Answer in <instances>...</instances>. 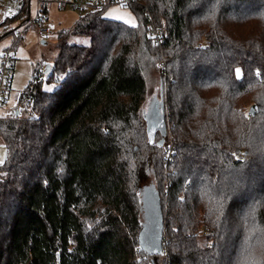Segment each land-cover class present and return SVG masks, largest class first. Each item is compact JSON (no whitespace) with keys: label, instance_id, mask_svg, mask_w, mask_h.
<instances>
[{"label":"trees","instance_id":"trees-1","mask_svg":"<svg viewBox=\"0 0 264 264\" xmlns=\"http://www.w3.org/2000/svg\"><path fill=\"white\" fill-rule=\"evenodd\" d=\"M119 4L136 26L81 11L58 33L50 70L33 69L18 113H0V264H264V0ZM28 16L23 0L0 32ZM142 211L160 224V254L141 243Z\"/></svg>","mask_w":264,"mask_h":264},{"label":"rangeland","instance_id":"rangeland-1","mask_svg":"<svg viewBox=\"0 0 264 264\" xmlns=\"http://www.w3.org/2000/svg\"><path fill=\"white\" fill-rule=\"evenodd\" d=\"M47 13L46 20L37 23V4L38 0H28L29 16L27 22L21 26L18 22L11 24L13 31L4 34L0 32V56L7 53L13 57L14 65L12 70L11 87L8 94L6 108L16 106L17 95L25 88L28 81L32 77L33 69L39 66L43 72L46 65H51L57 56L56 41L60 31L67 30L78 18L80 12L71 9L58 10L54 0H46ZM42 3V1H41ZM7 5V4H5ZM5 5L0 4V22L5 18H10L5 10ZM102 16L108 20H114L124 23L127 26L134 27L137 25V20L131 11L119 3H108V0H101ZM14 16V15H13ZM2 19V21H1ZM40 25L46 32L40 30ZM70 44L88 45L89 38L87 36H72L69 39ZM147 97L143 105V114L147 121L148 129L156 128L161 122L160 105L158 102L159 94V76L157 69H147L145 71ZM43 88L51 91L54 88L53 84H43ZM17 108V106H16ZM5 158V148L3 141L0 139V164ZM153 178L147 175L143 179L140 197L143 205V210L152 204L155 194L152 190ZM149 189V190H148ZM151 211V210H149ZM140 221L145 223L144 213L140 216Z\"/></svg>","mask_w":264,"mask_h":264},{"label":"built area","instance_id":"built-area-1","mask_svg":"<svg viewBox=\"0 0 264 264\" xmlns=\"http://www.w3.org/2000/svg\"><path fill=\"white\" fill-rule=\"evenodd\" d=\"M54 1L57 5L58 10L61 11L65 9H71L74 11L81 12L89 8L100 9L103 6L101 5V0H54ZM22 2L23 0H18L13 7V11L7 14L12 16L15 15L18 12V10L21 8ZM116 2L124 3L125 0H116ZM0 4L5 5L6 3H4L3 0H0ZM40 4H41V0H38L37 13L39 11ZM5 7L7 10L8 5H5ZM44 20H46L45 15L42 13H38L35 21L37 23H41ZM39 28L43 33L46 32V30L43 29L41 25ZM147 35L154 44H159L163 37L162 31L160 29H155L153 27L148 29ZM13 65H14L13 57L8 55L7 53L2 54L0 56V113L2 114L3 117H11L12 115H15L17 112L16 106L6 108L8 94L11 87Z\"/></svg>","mask_w":264,"mask_h":264},{"label":"water","instance_id":"water-1","mask_svg":"<svg viewBox=\"0 0 264 264\" xmlns=\"http://www.w3.org/2000/svg\"><path fill=\"white\" fill-rule=\"evenodd\" d=\"M50 70V65H46L44 73L46 74ZM253 112V107H250V113ZM18 112H16L17 114ZM157 128V127H156ZM156 128L150 129L151 132ZM154 212L151 210V213ZM146 229H144L141 235V243L146 244L151 254H160L162 251V243L160 240L161 229L160 224L155 220L154 214L145 219Z\"/></svg>","mask_w":264,"mask_h":264},{"label":"bare ground","instance_id":"bare-ground-1","mask_svg":"<svg viewBox=\"0 0 264 264\" xmlns=\"http://www.w3.org/2000/svg\"><path fill=\"white\" fill-rule=\"evenodd\" d=\"M17 1L18 0H3V2L8 5L6 13H11L13 11V7Z\"/></svg>","mask_w":264,"mask_h":264},{"label":"crops","instance_id":"crops-1","mask_svg":"<svg viewBox=\"0 0 264 264\" xmlns=\"http://www.w3.org/2000/svg\"><path fill=\"white\" fill-rule=\"evenodd\" d=\"M1 21H2V19H1Z\"/></svg>","mask_w":264,"mask_h":264}]
</instances>
